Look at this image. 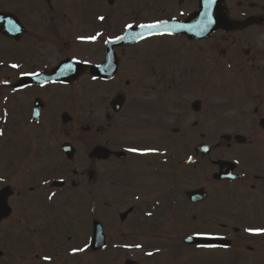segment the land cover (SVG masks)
<instances>
[{"label": "flooded vegetation", "instance_id": "obj_1", "mask_svg": "<svg viewBox=\"0 0 264 264\" xmlns=\"http://www.w3.org/2000/svg\"><path fill=\"white\" fill-rule=\"evenodd\" d=\"M106 2L0 0L4 264H84L94 222L145 264H264V0H226L231 21L260 24L110 51L148 13ZM108 52L110 80L50 78Z\"/></svg>", "mask_w": 264, "mask_h": 264}, {"label": "rangeland", "instance_id": "obj_2", "mask_svg": "<svg viewBox=\"0 0 264 264\" xmlns=\"http://www.w3.org/2000/svg\"><path fill=\"white\" fill-rule=\"evenodd\" d=\"M177 1L179 0H115V8L117 9L119 8L120 14H122L123 12H127L129 11V9L133 8V6L135 7L137 4L138 9L140 8L139 2H141V6H143L145 8V11L148 13L147 16L150 19H147L148 21H155V20H159V19H164V18H168V16H172V15H178L181 13H187L189 11H191V9H195L196 8V1L195 0H184L183 2L186 3V5H184L182 8H180L177 4ZM195 1V3H194ZM146 2V3H144ZM150 3V4H149ZM130 6V7H129ZM73 11H76V9H73ZM131 11H135V9L133 8V10L131 9ZM142 18V17H141ZM126 23V22H125ZM124 23V24H125ZM162 41L160 40H153L152 42L148 43V44H152L151 48H155L156 46L154 44H159ZM169 47H171L170 45H167ZM7 56L13 59H18L21 57L20 53L17 50V47L15 45H9L7 46ZM161 49V48H160ZM159 49V50H160ZM158 50V51H159ZM150 53L153 55L154 58H157V56L155 55L157 53V50L153 51V49L150 50ZM5 54V55H6ZM145 51H137L136 52V56H135V60H139V59H143L145 60ZM136 70H138L136 68ZM93 91H95V88L93 89ZM98 92H100V90H97ZM218 132V131H217ZM0 155H3L2 153ZM1 162H3V158L0 159ZM114 228H112L113 230ZM108 230L110 231V228H108ZM111 235V234H109ZM118 235H125L130 237V235L128 234V231L124 228L121 227V229L118 232ZM122 240V239H121ZM126 242H122L119 244L120 248L126 250L127 248H133L135 247V241L129 240V239H123V241ZM118 250H116L115 252L112 251L111 247H109L102 256H88L89 261L92 262V264H96L97 262L102 261V264H123L125 258L128 257H132L137 263L141 264L144 263L145 261L143 259H139L138 255H133V254H125L121 257L120 254H117ZM142 255H145V253H141ZM121 257V258H120ZM1 264V261H0Z\"/></svg>", "mask_w": 264, "mask_h": 264}, {"label": "water", "instance_id": "obj_3", "mask_svg": "<svg viewBox=\"0 0 264 264\" xmlns=\"http://www.w3.org/2000/svg\"><path fill=\"white\" fill-rule=\"evenodd\" d=\"M227 13L224 7V0H200V12L194 13L187 17L184 22L171 21L166 23L157 24L158 27H143L139 30H129L120 42L123 45L127 43L125 39H138L147 35L157 34L161 32H175L178 30L184 29L182 33L190 35L197 33H208L210 30L216 27H225L227 25ZM209 31H206V30ZM178 34V33H177ZM86 68V67H84ZM85 70V69H84ZM91 73L97 74L96 68H89ZM0 216L3 214V192L0 193ZM99 239V240H98ZM95 249H98L104 246L103 238L97 237L94 242Z\"/></svg>", "mask_w": 264, "mask_h": 264}, {"label": "snow or ice", "instance_id": "obj_4", "mask_svg": "<svg viewBox=\"0 0 264 264\" xmlns=\"http://www.w3.org/2000/svg\"><path fill=\"white\" fill-rule=\"evenodd\" d=\"M149 27H158V25H150Z\"/></svg>", "mask_w": 264, "mask_h": 264}]
</instances>
